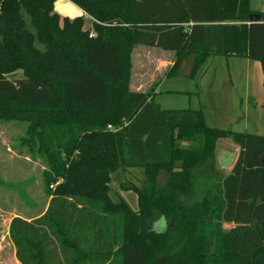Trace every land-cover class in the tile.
Instances as JSON below:
<instances>
[{
    "label": "trees",
    "instance_id": "trees-1",
    "mask_svg": "<svg viewBox=\"0 0 264 264\" xmlns=\"http://www.w3.org/2000/svg\"><path fill=\"white\" fill-rule=\"evenodd\" d=\"M70 1L92 28L62 19L56 0H0V119L26 121L25 142L49 163L46 210L10 221L18 262L264 264V133L210 126L201 108L163 109L155 85L131 88L138 46L174 53L167 76L190 56L194 75L212 56L257 59L264 85V13L251 0ZM226 137L240 151L220 180L214 151ZM131 167L145 174L121 183L137 210L109 195L112 174ZM155 217L164 231L150 228Z\"/></svg>",
    "mask_w": 264,
    "mask_h": 264
},
{
    "label": "rangeland",
    "instance_id": "rangeland-1",
    "mask_svg": "<svg viewBox=\"0 0 264 264\" xmlns=\"http://www.w3.org/2000/svg\"><path fill=\"white\" fill-rule=\"evenodd\" d=\"M252 8L264 13V0H252ZM54 10L65 17L83 16L86 26L92 28V19L70 0H56ZM27 27L34 30L30 16L25 13ZM38 44V41L36 40ZM173 52L159 47L138 46L133 51V75L131 88L148 90L157 86L155 101L163 109H205L210 126L231 128L236 131L264 133V85L261 61L237 56L216 55L209 58L196 75L192 71L193 57L186 59L176 75L167 76ZM249 70V72H248ZM249 75L250 97L246 79ZM22 76V70L9 78ZM248 78V79H249ZM152 88V87H151ZM249 101V104L246 101ZM29 124L20 120L0 119V264H20L15 257V248L8 236V224L14 215L27 218L42 214L48 204L44 171L49 169L44 153L33 149L25 142ZM145 174L142 167L118 170L112 174L109 195L115 201L123 198L133 209H138L137 192L122 188L121 183L141 186ZM209 176H201L198 185L202 192L209 184ZM129 186V185H128ZM115 231L121 232L122 219L114 214ZM230 224L225 223L224 228ZM150 228L164 231L166 222L155 217Z\"/></svg>",
    "mask_w": 264,
    "mask_h": 264
},
{
    "label": "crops",
    "instance_id": "crops-1",
    "mask_svg": "<svg viewBox=\"0 0 264 264\" xmlns=\"http://www.w3.org/2000/svg\"><path fill=\"white\" fill-rule=\"evenodd\" d=\"M251 2H252V0H251ZM251 8H252V6H251ZM252 9L255 11H261L262 12V10H259V9H255V8H252ZM244 58H246V57H244ZM171 64H172V62L170 61V65ZM248 72H249V70H248ZM248 72H247V74H243V76H245V77L247 76V79H246L247 92L249 91V89H250L249 86L251 84ZM134 90H140V89L136 88ZM248 97L251 98L249 92H248ZM246 103L249 104V101L247 100ZM202 110H203L204 115H205V109H202ZM205 119L207 122L206 115H205ZM207 124H208V122H207ZM239 151H240L239 144H237L232 138L226 137V138H219L217 140L216 145H215V151H214V156H215L214 164H215V170H216V173L218 176L217 178H220V180H221L223 178V176H225L226 174H228L231 171V169L235 163V160L238 156ZM217 183H218V180H217L216 184ZM210 185H211V183L206 184V186H210ZM49 200H50V198H49ZM49 200H48V204H49ZM48 204H47V206H48ZM15 216H20V217L27 219V220H31V219L37 217V216H35V217L27 218V217H24L21 215H14L13 217H15ZM11 219H10V221H11ZM10 221H9L8 230H7L8 236H9Z\"/></svg>",
    "mask_w": 264,
    "mask_h": 264
},
{
    "label": "water",
    "instance_id": "water-1",
    "mask_svg": "<svg viewBox=\"0 0 264 264\" xmlns=\"http://www.w3.org/2000/svg\"><path fill=\"white\" fill-rule=\"evenodd\" d=\"M260 18H261V16H260V14L259 13H253V14H251L250 15V23L251 22H257V21H260Z\"/></svg>",
    "mask_w": 264,
    "mask_h": 264
},
{
    "label": "built area",
    "instance_id": "built-area-1",
    "mask_svg": "<svg viewBox=\"0 0 264 264\" xmlns=\"http://www.w3.org/2000/svg\"><path fill=\"white\" fill-rule=\"evenodd\" d=\"M91 36H94V34H93V33H91Z\"/></svg>",
    "mask_w": 264,
    "mask_h": 264
}]
</instances>
